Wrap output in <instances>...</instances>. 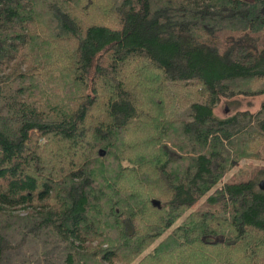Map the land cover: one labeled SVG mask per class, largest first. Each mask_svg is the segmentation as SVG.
I'll use <instances>...</instances> for the list:
<instances>
[{
  "label": "trees",
  "instance_id": "1",
  "mask_svg": "<svg viewBox=\"0 0 264 264\" xmlns=\"http://www.w3.org/2000/svg\"><path fill=\"white\" fill-rule=\"evenodd\" d=\"M236 96L264 97V0H0V264H264Z\"/></svg>",
  "mask_w": 264,
  "mask_h": 264
},
{
  "label": "rangeland",
  "instance_id": "2",
  "mask_svg": "<svg viewBox=\"0 0 264 264\" xmlns=\"http://www.w3.org/2000/svg\"><path fill=\"white\" fill-rule=\"evenodd\" d=\"M264 97L263 96H252V97H245V96H236L235 98H224L221 103L218 104L216 107V114L220 117H228L235 114L238 111H251L256 112L258 111L263 103ZM183 117L186 114L184 112L180 113ZM264 165V161H254V160H243L239 163L233 170L230 172L229 176L236 174L237 171L241 168L249 169V166H261ZM250 170V169H249ZM264 180V177L261 178V181ZM260 181V182H261Z\"/></svg>",
  "mask_w": 264,
  "mask_h": 264
},
{
  "label": "water",
  "instance_id": "3",
  "mask_svg": "<svg viewBox=\"0 0 264 264\" xmlns=\"http://www.w3.org/2000/svg\"><path fill=\"white\" fill-rule=\"evenodd\" d=\"M260 188L264 190V180L260 182Z\"/></svg>",
  "mask_w": 264,
  "mask_h": 264
}]
</instances>
